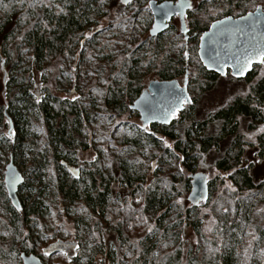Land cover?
Returning a JSON list of instances; mask_svg holds the SVG:
<instances>
[{
    "label": "rangeland",
    "instance_id": "1",
    "mask_svg": "<svg viewBox=\"0 0 264 264\" xmlns=\"http://www.w3.org/2000/svg\"><path fill=\"white\" fill-rule=\"evenodd\" d=\"M3 1L15 7L8 22L15 33L6 43L0 23V264H22L20 248L43 264H219L220 251L232 255L231 264H264V101L251 92L264 65L251 83L226 73L207 89L198 45L191 32L184 44L177 18L172 31L150 36L152 0H91L77 41L68 36L39 57L42 30L19 8L36 0ZM223 1L205 0L198 10L202 0H191L188 12L211 24ZM255 1L264 10V0ZM3 46L9 58L1 57ZM179 54L193 103L168 126L143 125L130 91L146 90ZM176 80L184 83L183 76ZM249 94L258 116L224 122L219 113ZM62 120L67 127L59 131ZM253 133L255 142L246 138ZM10 159L23 177L21 212L32 218L11 219L8 230L3 179ZM198 172L207 177L208 197L193 206L187 198ZM86 191L107 192L96 202Z\"/></svg>",
    "mask_w": 264,
    "mask_h": 264
},
{
    "label": "water",
    "instance_id": "2",
    "mask_svg": "<svg viewBox=\"0 0 264 264\" xmlns=\"http://www.w3.org/2000/svg\"><path fill=\"white\" fill-rule=\"evenodd\" d=\"M179 2L180 0L158 3L152 0L148 3V9L152 15V25L149 31L151 37L162 34L168 28L170 21L176 17L179 18L181 23L182 34L186 35L184 16L188 9L185 8L183 14L176 15L175 13L180 11L176 7ZM161 5L168 6L172 14L164 16L163 12L165 9H162ZM257 9L249 11L240 17L228 16L216 20L210 24L208 30L201 34L197 56L206 71L214 72L221 76H224L229 71L230 75L236 79H243L252 71L251 69L243 77L234 76L232 65L237 58H243L245 50L251 51L254 47H264V10L261 8ZM249 13H252L251 18H248ZM241 17L245 19H241ZM218 21H224L223 30L212 27ZM213 56L218 58L217 63L211 62V57ZM224 61H227V63H224ZM205 65H208V67H205ZM255 65H259V63H254L252 68ZM186 82V75L182 85L177 80L151 81L146 90L142 91L134 100L131 109L138 113L140 122L143 125L168 126L173 120V117L168 114V110L176 103V97L170 93L183 90L184 95L190 97ZM174 85L176 86L175 88L173 87ZM22 182L23 177L18 172L13 160L10 159L4 170L3 183L7 197L16 210L21 207L17 191ZM207 197V177L204 173H195L191 177V190L187 200L191 205L197 206L205 201ZM20 260L22 264H43L41 259L35 254L20 253Z\"/></svg>",
    "mask_w": 264,
    "mask_h": 264
},
{
    "label": "trees",
    "instance_id": "3",
    "mask_svg": "<svg viewBox=\"0 0 264 264\" xmlns=\"http://www.w3.org/2000/svg\"><path fill=\"white\" fill-rule=\"evenodd\" d=\"M22 1V0H21ZM20 1V2H21ZM25 0H23L24 2ZM29 1V0H27ZM79 1L80 0H36L35 3H33L35 5V7H31L29 5V7H25L24 5H21L19 8H23L24 12L27 13L28 18L27 20H33V24L32 26L41 28L42 31H37V37H36V41H37V53L39 57H43V54L46 50H51L52 46L54 44H61L64 43L66 41V39H68L69 36V41H72L73 44L77 41V38L82 35L83 32V26L86 24L87 20H88V14H87V9H89L88 5H90L91 0H85V4L84 5H79ZM96 0H92V2H94ZM98 1V0H97ZM132 1H136V0H132ZM140 1V0H139ZM138 1V3H139ZM162 1H166V0H160ZM159 1V2H160ZM173 1V0H172ZM205 0H202V2H199V4L197 5V9L200 10L201 6L204 4ZM48 2H52V6L51 7H45V4H48ZM158 2V1H156ZM223 5L221 6V15L215 17L213 20L211 21H216L219 20V18H223V17H240L241 15H244L245 13L249 12V11H253L257 8H263L262 6H257V3L255 0H224L223 1ZM58 4H61V8H63V12H60L59 15L55 14L56 9L58 8ZM8 4L4 3L3 0H0V23H2L3 21V27L6 28L5 34L3 35V37L5 38V42L7 43L8 41H10V37L13 36V34L15 33V28L14 27H10L11 25L8 24L9 21H11L13 15H14V11L13 9H15V7H13V5L8 6ZM43 8V9H39V8ZM8 8V10H7ZM147 8H148V3H147ZM19 10V9H17ZM149 10V9H148ZM189 10H187L188 12ZM186 14L188 15V20L187 23L185 24V20H184V26L187 32H191V35L193 38V40H195V45H198V39L199 36L206 30H208L210 24H203L200 25V23H198V21H196L194 18H191L192 16H190V13L188 12ZM235 15V16H233ZM134 17V15H132ZM190 18V20H189ZM178 19V18H177ZM46 23V26H44L45 28L42 29V24ZM177 28V27H176ZM19 29V26H18ZM174 29V24L173 22L169 23L168 28L164 31V33H168L170 31H172ZM4 30L3 28L0 29ZM178 35L181 37H183V42L184 44H187L188 41H186L184 39V36L181 32V23L178 19ZM199 34V35H198ZM27 36L26 39L31 40L32 38V34L31 33H26L25 37ZM12 39V38H11ZM7 47L3 46V50H2V54L1 57H6L9 58L10 55L8 54L7 51ZM187 52V51H186ZM188 53V52H187ZM171 67V68H168ZM167 67V68H166ZM183 57L182 54L179 55H175V58H171L170 60H168V63H166L165 61V68L163 70H161L158 74L159 76V80L157 81H165V80H176L177 78H181L183 76V79L186 75V70L183 69ZM258 65L253 66L252 71L249 72L245 78H243L245 81H247L248 83H251V78L252 75L254 74V71L256 70V68H258ZM200 70H201V74H203L204 79H206V83H207V89H209L210 86H212L213 82L219 77L218 74L214 73V72H208L206 71L202 65L200 66ZM143 91V89H141L140 87H134L131 91H130V98H129V103H131L132 101H134L139 95L140 93ZM251 92L253 93L252 96L256 97V101L260 100L261 104L264 101V77L262 79H260V81L254 83L251 87ZM251 94V93H250ZM247 95V97L245 99L242 98H236L232 104L225 110L221 111L222 113V118L224 119V122L227 121V118L229 116H231L233 119L236 118L237 116H244V117H251V118H255L257 115V112L254 111V109L251 107L250 105V99H251V95ZM131 108V106H130ZM253 109V110H252ZM72 112V110H71ZM6 113H1V116H6ZM174 119V118H173ZM53 118L50 120L51 123H54ZM67 121V120H66ZM66 121L62 120L60 121V127H58V130H64V128L67 127L66 125ZM72 122H76V125L79 126V123L77 122V118H73L71 120ZM173 122V120H172ZM171 122V123H172ZM152 128H155L156 125H150ZM164 128V127H163ZM244 178H246V175H242ZM73 182H75V180H73ZM0 186L2 187V183L0 184ZM248 188H253L251 185V183H247ZM107 191H101V192H97L94 194V192L91 191H86L85 193V199L89 200L90 198H95L96 202L97 199H105V195H106ZM89 197V199H88ZM93 200V199H91ZM21 204V203H20ZM11 205V203H10ZM21 208L19 210H16L12 205L11 206H7L8 209V216L10 217V221L3 220V225L9 230V223H11V219H23L28 220L30 218H32V215L30 212H21ZM21 251H18V254L20 253H26V254H33L32 251L30 250H22L21 248L19 249ZM191 256V255H190ZM186 257L185 252L181 251L180 254V258L181 262L182 260H184V258ZM195 259V256L194 258ZM216 261L219 264H231L233 257L231 254L227 253V252H223L220 251L218 252L217 256H216Z\"/></svg>",
    "mask_w": 264,
    "mask_h": 264
},
{
    "label": "snow or ice",
    "instance_id": "4",
    "mask_svg": "<svg viewBox=\"0 0 264 264\" xmlns=\"http://www.w3.org/2000/svg\"><path fill=\"white\" fill-rule=\"evenodd\" d=\"M101 2H103V0H101ZM120 2L124 5H130L132 3V0H120ZM209 2H211V0H209ZM45 7H51V3L45 4ZM176 7L178 9H180L179 12H176V15H181L183 14V10L185 8H187L189 11L193 10V4L191 3V0H180V2L176 5ZM162 9H165V11L163 12L164 16H169L171 15V10L168 9V6L166 5H161ZM63 8L59 9V12L57 13V15L60 14V12H63ZM211 11V9H210ZM257 11H259V9H257ZM252 17V13L248 14V18ZM187 17H185L186 19ZM230 19V18H229ZM241 19H245L244 17H241ZM223 25H224V21H218L217 24H213L212 27L213 28H218L223 30ZM201 39H203V37H201ZM184 58L188 59L189 54L187 52H184ZM218 58L216 56L211 57V62L212 63H217ZM224 63H227V61H224ZM254 63H259L261 65H264V47H254L251 51L245 50V53L243 54V58H237L236 62L232 65L233 68V75L234 76H238V77H243L248 71H251L252 69V65ZM205 67H208V65H205ZM174 88L176 87L175 85L173 86ZM171 95L176 97V103H174L168 110V114L171 115L174 119L177 118L178 113L180 111L183 110V107L185 105H191L193 103V100L191 99V97H188L186 95H184L183 90H180L179 92H172L170 93ZM258 132L260 133H264V127H261L258 129ZM256 133H253L251 136H247L246 138L248 140H252L253 142H255L253 140V136H255ZM165 147H171L169 144H167V142L164 143ZM182 159V158H181ZM231 173H229L230 175ZM226 178V177H222ZM227 188L231 189V185H226ZM233 191L235 189H232ZM139 202V201H138ZM176 203H180V201H176ZM143 220L144 223H147V218H141ZM210 230V229H209ZM153 231V229L151 227H149L147 229V233L151 234ZM251 235V234H250ZM254 239L256 237H253ZM77 248L79 247V245L76 246ZM64 255H66V253H62ZM50 253L45 251L44 252V256H49Z\"/></svg>",
    "mask_w": 264,
    "mask_h": 264
},
{
    "label": "flooded vegetation",
    "instance_id": "5",
    "mask_svg": "<svg viewBox=\"0 0 264 264\" xmlns=\"http://www.w3.org/2000/svg\"><path fill=\"white\" fill-rule=\"evenodd\" d=\"M177 1V0H176ZM175 1V2H176ZM158 3H160V2H158ZM176 18H178V17H176ZM179 19V18H178ZM184 36V39L187 41L188 40V36L187 35H183ZM186 36V37H185ZM199 42V41H198ZM227 73H229V71L227 72ZM188 89V88H187Z\"/></svg>",
    "mask_w": 264,
    "mask_h": 264
}]
</instances>
